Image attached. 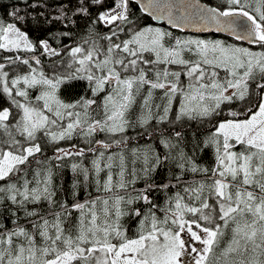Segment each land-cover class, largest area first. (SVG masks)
<instances>
[{"label": "snow or ice", "instance_id": "6c2138e0", "mask_svg": "<svg viewBox=\"0 0 264 264\" xmlns=\"http://www.w3.org/2000/svg\"><path fill=\"white\" fill-rule=\"evenodd\" d=\"M103 2L91 0L94 5ZM79 3L73 15L89 16L86 0ZM132 3L113 0V6L92 20L87 37L75 46L65 45L68 59L54 65L51 75L18 55L6 60L19 61L29 71L9 81L5 63H0L3 92L19 110L0 108V182H5L0 184V206L7 201L16 206L11 212L14 227L0 223V264H264V51L220 40H181L160 27H140L138 20L130 19ZM141 10L154 19H167L174 28L185 22L213 24L237 41L264 49V0H224L220 7L199 0H147ZM18 13L19 9L9 13L14 22L0 18V50L42 49L41 55L60 56L49 43L51 35L33 41L18 26L25 20ZM54 19L75 24L63 8ZM97 23L113 27L94 39ZM122 33L128 38L120 39ZM166 38H172L168 44ZM186 54L195 58L186 59ZM30 59L41 64L36 55ZM168 65L182 67L172 71ZM72 81H85L91 96L62 100L61 86ZM33 88L41 89L35 104L28 100V89ZM155 90H163L156 97L160 103L154 100ZM236 101L244 107L230 110L231 118L215 120L222 105L231 109ZM169 113L172 123L212 124L207 138L193 146V151L214 149L211 168L198 165L179 147L180 130L173 133L176 143L171 138L160 141L167 153L131 149V164L141 161L139 169L129 167L123 152L106 155L114 144L123 149L130 143V128H143L157 118L166 121ZM100 133L106 138L95 139ZM74 135L87 147L58 146ZM45 143L57 145L52 157H44ZM87 153L96 154L90 166L81 159ZM70 157L77 158L72 172L83 177L74 180L72 195L85 183L96 192L71 205L55 198L53 184L54 168ZM169 160L179 174L157 184L153 174ZM189 172L207 179L187 184L184 177ZM138 181L144 182L143 188L135 187ZM169 188L179 191L167 196L161 207L152 193ZM141 201L142 206L135 207ZM43 202L46 212L40 208ZM21 211L25 224L18 223ZM73 212L79 215L73 218ZM125 217L139 218L132 235L122 222Z\"/></svg>", "mask_w": 264, "mask_h": 264}, {"label": "rangeland", "instance_id": "374dc122", "mask_svg": "<svg viewBox=\"0 0 264 264\" xmlns=\"http://www.w3.org/2000/svg\"><path fill=\"white\" fill-rule=\"evenodd\" d=\"M14 1L15 0H0V11L2 10L1 8L3 6H9ZM61 1H64V0H61ZM202 1L209 3L211 5H214L216 3H220L221 4L220 6H222L224 4V0H202ZM9 13L10 12H7L6 14L0 13V18H2L5 22H14L12 17L9 16ZM18 14L25 17V20L23 22L18 23V26L21 27L22 30L28 32L30 38L33 41L48 39L49 35H51L54 39H49V43L51 44V46L53 48H55V47L52 44L64 45L65 43L81 40L82 38L87 37L89 35V33L92 31V28L90 27L92 21H90V22H88V24H86V25L82 26L81 28L76 29L74 31H55V30L50 31L49 30L46 32V34H43L44 32L41 33V32L36 31V33H40V34H36L32 30H30L32 27H35V28L38 27V18L36 17L35 12L28 11L27 14H25L24 11H19ZM130 19L138 20L140 27H143L146 25H152L155 27H160L164 31L178 32V34H176V38H179L181 40H186V39H202V40H206V41L220 40V41H223V42L228 43V44H235V45L242 46V47H248L254 51H264V49H262L260 47V45H258V44H250L246 41H237L233 37H228V36H225L222 34H217V33H206V34L201 33V34H199V33L183 32V31H175V30L169 28L168 26H166L165 24L152 23L148 19V17L146 16V14H144L142 12H141V14H138V13L134 14L132 17H130ZM94 30H95V34L93 35L94 39L98 38V36H103V35L108 34V32H104V31H108V30H106V28H104V26L102 24H99V23H97L94 26ZM63 32H69V33H71V35L68 37L61 36L60 34ZM96 34H98V36ZM127 38H128L127 33H122L120 35V39H127ZM100 43L106 44L107 42L101 40ZM165 43L168 44L167 38L165 40ZM56 49L58 50V48H56ZM10 54L11 53H9L8 55L0 54V63H5V69L4 70L9 73V76H8L9 81L12 78H14L15 76L27 74L29 71V67L27 65L21 64L19 61H15L14 63L9 64L8 61L6 60V58L7 57H13L14 58V55H10ZM37 54H39V53L38 52L33 53L31 56L22 57V58H28L30 60V62H34V60H31L30 58L33 55H37ZM47 56H49V55H47ZM145 56H146V58H149L148 54H145ZM185 58L186 59H194L195 57H193L191 54H186ZM144 67H147V66H144ZM161 67H163V65H161ZM167 67L172 71H179V70H181L182 66L168 65ZM51 74L52 73L47 74V75H51ZM182 79L186 80V77H183V75H182ZM85 85H86L85 81H80L78 83L70 84V86H68L67 84H64L61 86L58 94H59L60 98L62 100H64L65 102L74 101L76 99H79V97L83 95V90H84ZM9 86H11V85H9ZM17 87H23V85L21 84ZM40 90H41L40 88L28 89V91H29L28 100L31 102L32 101L34 102L35 96L39 94ZM251 91L253 92V99H255L256 90L253 88V89H251ZM90 95H91V93H90ZM161 95H163V90L160 91L159 93L154 92V100L156 103H160V101L158 99H156V97H159ZM101 96H103V94H101ZM11 99H12L11 97H9L6 93L3 92V85L0 84V108L10 107L13 112H18L19 110L15 108V105H12ZM16 99L22 103L25 102L24 98L16 97ZM40 103L42 104V102H40ZM177 107H178V103L174 102L173 109L175 110ZM221 107H222V112H221L220 116L215 117V120H221L225 117L231 118L228 116V112L230 110L238 111L240 108L244 107V103L240 102V101H236L235 106L232 107L231 109L229 107H225L224 105H222ZM45 114H48L46 112V110H45ZM10 119H12V118L10 117ZM173 119H174L173 114L169 113L168 120H166V121L161 122L158 120V118L152 120L150 122V124L146 126V127H149L154 132L151 139L146 140L142 143L133 144L126 150H121V149H112L109 151L107 150L106 155L110 154V153L120 154L121 152H123V154L126 157L127 162L129 163V167H136L137 169H139V167L141 166V161H137L135 165L131 164V161L133 160V156L131 155V149L137 148V149H140L141 152H143L144 150H147V149H152L158 153H167L168 149H166L164 147V145L162 143H160V141L163 139L171 138L172 142L176 143L177 139L174 138L173 133L175 130H180L182 133L183 139H182V141H179V147L183 148L184 152L187 155L193 156V158L195 159V161L198 165H200L202 167L211 168L215 162L214 149L212 147H203V145H201V147H203V149H205L208 152V154L205 155L203 153V151H200L199 149L193 151V146L195 144L199 143L200 141H203L207 138V136L209 135V130L212 129V124L211 123H200L199 121H188L186 124L182 121L172 123L171 121H173ZM45 144H46V147L49 150L53 151V153H54L55 147L57 145H53L51 143H45ZM73 144H75L78 148L87 147V142L84 139H82L79 135H74L71 140L60 141L58 146L68 148ZM100 150L104 151L102 148ZM173 154H175V153H173ZM95 155H96L95 153H87L86 157L81 158V159H83V162L86 166H90V162L94 158ZM210 156H211V158H210ZM46 157H49V156H46ZM206 157H208V158L205 161L204 158H206ZM76 160H77L76 157H70V158H65L63 161L67 162L69 165H71ZM167 163L173 165V167H174V168H172L173 171L171 173L165 174L164 168L159 167L157 169V171L153 174L156 182L162 181V182L166 183L171 179L173 174H179V169H177L175 167L172 160H169ZM32 166H33L32 167L33 169L36 168V165H32ZM20 175H22V174H20ZM103 175H104V173H101V176H103ZM29 178H30V175H29ZM184 179H185L187 184H192L194 181H198L201 179H207V178L203 177L202 175L193 174V173L189 172L185 175ZM3 183H5V182H0V184H3ZM172 183H175V181L173 180ZM53 184L55 185V173H54V178H53ZM135 187L138 189L143 188L144 182L138 181ZM176 191H179V189L178 188H169L167 190V192L161 191L163 193L162 199L158 201V200H156V197H154L155 199H153V201L162 207L166 203V197L173 195L174 192H176ZM142 204H143L142 201L138 202L137 205H135V207H140V206H142ZM5 208L11 209V211H5ZM15 209H16V206L12 205L10 201H7L5 205L0 206V215L3 216V218L0 219V223H3L6 228H13L14 227L12 220L15 219V217L11 216V212L15 211ZM145 211H146V208H145ZM17 215L20 217V212L17 213ZM78 215H79V213L73 212V218H75ZM157 215L162 218V213L157 212ZM122 222H126L125 227H127L129 229V235H132L136 231V228H137V225L139 222V218L133 217V218L129 219L128 217H125ZM18 223L25 224V222H22L21 220H19ZM28 226L30 227V225H28Z\"/></svg>", "mask_w": 264, "mask_h": 264}, {"label": "trees", "instance_id": "16d2710c", "mask_svg": "<svg viewBox=\"0 0 264 264\" xmlns=\"http://www.w3.org/2000/svg\"><path fill=\"white\" fill-rule=\"evenodd\" d=\"M214 5L217 7H220L221 4L216 3ZM64 6H67V7L64 8ZM84 6L89 8V13H90L89 16H85L82 14L73 15L75 10L78 7H80L79 0H64V1H61V0H15L9 6H3L1 8L2 10L0 11V13L6 14L7 12H11L15 9H19V11H24L25 14H27L28 11L35 12L36 17L38 18V27L37 28L32 27L30 29L35 33H36V31H38L41 33L44 32L43 34H46V32L49 30L50 31L51 30L74 31V30L79 29L82 26L88 24V22L92 21L93 19H95L100 12L105 11L107 8L113 6V0H104L103 4H101V5H94V4H91V0H86V3ZM62 8L64 11L67 12V14L69 16H71V18L75 21V24H71L65 19H54V17L60 15ZM132 11L134 14H137V13L141 14L139 7L137 6V4L134 1L132 3ZM147 17L152 23H155L152 21V19L149 16H147ZM102 25L104 26V28H106V30L109 29V26L104 25V24H102ZM171 29H173V28H171ZM173 30L180 31L177 29H173ZM104 32L109 33V31H104ZM171 33H172V38H176V34H178V32L172 31ZM36 34H40V33H36ZM172 38H167V42L169 43ZM79 42H80V40L65 43L64 45L52 44V45H54V47L58 48V51H60V53H61L60 56H47V55L37 54L36 56L41 60V64L36 65L35 61L30 62V64L33 67H35L37 69V71L43 70L45 72V74H50V73H52V69H53L54 65H59L61 63V61H67L68 57L66 54L65 45L75 46V44H77ZM40 50L41 49H38L35 53L39 52ZM9 53H11L10 55H14V57H16L18 55L21 57H28V56H31L33 54L32 52H24V51L17 52L15 50H13V51L0 50V54L8 55ZM59 71H63V67H60ZM78 82H80V81H72V82H68L65 84L70 86V84H74V83H78ZM86 89H87V84L84 87L83 95L91 96L90 92L86 91ZM160 91H162V90H155V93H159ZM33 103L35 104L37 102L34 101ZM98 103H99V101H98ZM136 113L137 114L139 113L138 106L136 109ZM153 133L154 132L149 127H146V126L143 128H140V127L130 128L127 132V135L131 138L130 143L123 149H121L120 147H118L117 145L114 144L112 148L108 149V151L112 150V149L126 150L133 144L142 143L146 140L151 139ZM105 138H106L105 134H103V133H100V134L96 135V137H95V139H105ZM96 147H99V146H96ZM203 153L205 155L208 154V152L205 149H203ZM43 155H44V157H46V156L52 157L53 156V151L49 150L46 147V144L43 145ZM208 157L204 158L205 161ZM210 158H211V156H210ZM75 162H77V160ZM53 163H55L54 160H53ZM33 165H35V164H33ZM60 165H61L60 167L54 168V173H55V185L54 186L56 188V197L55 198L58 201H65L66 200L68 202V204L71 205L74 202V200H77V199L81 200V201L84 200L86 198L88 192H91L93 196L96 195L94 187L85 183L81 188L77 189L78 194L74 197L72 195L73 182L76 179H80L82 181L83 177L82 176L77 177L76 175H74V173L71 170V165H69L67 162L61 161ZM162 168H164V172H165V174H167V173H171L173 171L172 168H174V167H173V165L167 163ZM156 183L157 184H163L164 182L160 181V182H156ZM162 194H163L162 192H153L152 193V199H155L154 197H156V200L159 201L162 199ZM32 207H33L32 205H29V208H32ZM40 208L43 212H46L48 210L47 203L43 202L40 205ZM0 217L3 218V216H1V215H0ZM20 220L22 222H25L24 213L22 211L20 212ZM123 223L126 226V222H123Z\"/></svg>", "mask_w": 264, "mask_h": 264}, {"label": "water", "instance_id": "95a60500", "mask_svg": "<svg viewBox=\"0 0 264 264\" xmlns=\"http://www.w3.org/2000/svg\"><path fill=\"white\" fill-rule=\"evenodd\" d=\"M133 1L137 4V6L139 7V10L142 13L146 14L147 16H149L152 19V21L155 22V23H162V24H165L166 26H168L170 28L177 29V30H180V31H183V32H191V33H199V34H201V33H205V34L206 33H217V34H222V35H225V36H228V37L235 38L234 36H232L227 31H217L213 24H207L206 26H201L200 24H194V23H190V22H185L182 27L174 28V27H172L171 24L168 23L167 19H154L148 13H146V12L141 10L142 3H146L147 0H133ZM199 3L202 4V5L209 6V7H216L214 5H211L209 3L204 2L202 0H199Z\"/></svg>", "mask_w": 264, "mask_h": 264}, {"label": "built area", "instance_id": "2783aa9c", "mask_svg": "<svg viewBox=\"0 0 264 264\" xmlns=\"http://www.w3.org/2000/svg\"><path fill=\"white\" fill-rule=\"evenodd\" d=\"M113 27V26H109V29L108 31H110V28ZM56 48V47H55ZM42 50L40 52H38L39 54H41Z\"/></svg>", "mask_w": 264, "mask_h": 264}]
</instances>
